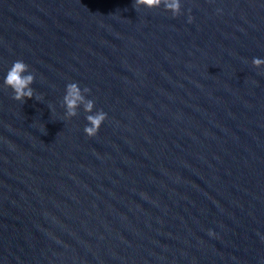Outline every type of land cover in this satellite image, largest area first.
Returning <instances> with one entry per match:
<instances>
[{"label": "water", "instance_id": "water-1", "mask_svg": "<svg viewBox=\"0 0 264 264\" xmlns=\"http://www.w3.org/2000/svg\"><path fill=\"white\" fill-rule=\"evenodd\" d=\"M133 5L0 0V264H264V0Z\"/></svg>", "mask_w": 264, "mask_h": 264}, {"label": "clouds", "instance_id": "clouds-1", "mask_svg": "<svg viewBox=\"0 0 264 264\" xmlns=\"http://www.w3.org/2000/svg\"><path fill=\"white\" fill-rule=\"evenodd\" d=\"M161 5L164 6L166 11H170L173 17L181 15V0H134L133 6L135 9L140 7L152 9L159 8ZM191 19V16H189V23ZM252 64L256 68H261V66H264V59L254 57ZM34 80L35 76L29 70V65L18 59L13 62L7 71L3 83L6 88L12 90L14 100L24 103L26 99L34 98V89L31 87ZM90 91L88 87L81 90L76 82L68 83L62 106L65 108V119L77 116V109L81 106L86 113H89L86 116L88 124L84 127V133L91 138L98 134L101 125L107 119V113L103 110L93 112L94 101L86 98V94H89ZM36 99L39 100V97ZM209 235H214V233L210 230Z\"/></svg>", "mask_w": 264, "mask_h": 264}]
</instances>
